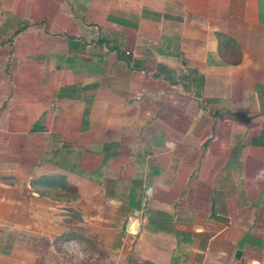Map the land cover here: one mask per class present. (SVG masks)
<instances>
[{
    "label": "crops",
    "instance_id": "1",
    "mask_svg": "<svg viewBox=\"0 0 264 264\" xmlns=\"http://www.w3.org/2000/svg\"><path fill=\"white\" fill-rule=\"evenodd\" d=\"M73 227L264 264V0H0V264H72Z\"/></svg>",
    "mask_w": 264,
    "mask_h": 264
},
{
    "label": "rangeland",
    "instance_id": "2",
    "mask_svg": "<svg viewBox=\"0 0 264 264\" xmlns=\"http://www.w3.org/2000/svg\"><path fill=\"white\" fill-rule=\"evenodd\" d=\"M73 216V215H72ZM74 220H79V217L73 216ZM101 223L95 224L94 226L99 227L101 225V233H104V226ZM74 230H83L85 229L84 227H73ZM78 230V231H79ZM86 230L80 231V234L82 236H85L88 239V242L82 243L78 242V244L72 243L71 245H67L66 249L58 250L55 253H52L53 259L58 261L61 260H66L72 264H101L104 261V258L107 252L102 250V240L98 236L94 235H87ZM103 240L108 241L110 236H100ZM152 236H146V239L151 245V239ZM77 243V242H76ZM108 257V256H107ZM117 262H114V259L111 260V263H118V264H123L122 262H118L119 259H116Z\"/></svg>",
    "mask_w": 264,
    "mask_h": 264
},
{
    "label": "trees",
    "instance_id": "3",
    "mask_svg": "<svg viewBox=\"0 0 264 264\" xmlns=\"http://www.w3.org/2000/svg\"><path fill=\"white\" fill-rule=\"evenodd\" d=\"M218 39H219V50H225L227 52V57H226V54H225V57L224 59L226 61H232L235 59V55L238 56L237 59H235V63H237L240 59V56H241V53L239 51V48L237 47V44H235V42L233 40H229V39H226L225 36H222V35H218ZM84 232V230H81ZM60 239H58L59 241ZM63 240V241H62ZM62 240H60L59 242H64V241H73V242H88V239L85 237V236H82L80 233L78 232H72V233H69V234H66L65 236H63ZM77 240V241H75ZM77 242V243H78Z\"/></svg>",
    "mask_w": 264,
    "mask_h": 264
},
{
    "label": "water",
    "instance_id": "4",
    "mask_svg": "<svg viewBox=\"0 0 264 264\" xmlns=\"http://www.w3.org/2000/svg\"><path fill=\"white\" fill-rule=\"evenodd\" d=\"M239 255H240V252H237L236 256L239 257Z\"/></svg>",
    "mask_w": 264,
    "mask_h": 264
}]
</instances>
